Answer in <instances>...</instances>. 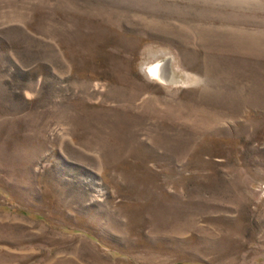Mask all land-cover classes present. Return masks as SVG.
Instances as JSON below:
<instances>
[{"label":"rangeland","instance_id":"1","mask_svg":"<svg viewBox=\"0 0 264 264\" xmlns=\"http://www.w3.org/2000/svg\"><path fill=\"white\" fill-rule=\"evenodd\" d=\"M0 264H264V0H0Z\"/></svg>","mask_w":264,"mask_h":264},{"label":"bare ground","instance_id":"2","mask_svg":"<svg viewBox=\"0 0 264 264\" xmlns=\"http://www.w3.org/2000/svg\"><path fill=\"white\" fill-rule=\"evenodd\" d=\"M162 65H154L153 68L150 69V72L152 73V75L160 80H163L165 82H172V83H175V82H178V78L176 75H172L173 73H171L170 76H166V74L164 75L162 73Z\"/></svg>","mask_w":264,"mask_h":264}]
</instances>
